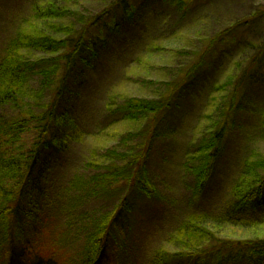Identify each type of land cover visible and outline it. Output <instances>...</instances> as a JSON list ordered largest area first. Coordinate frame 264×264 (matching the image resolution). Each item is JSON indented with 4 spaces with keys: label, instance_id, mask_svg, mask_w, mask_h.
<instances>
[{
    "label": "rangeland",
    "instance_id": "rangeland-1",
    "mask_svg": "<svg viewBox=\"0 0 264 264\" xmlns=\"http://www.w3.org/2000/svg\"><path fill=\"white\" fill-rule=\"evenodd\" d=\"M114 1H49L73 11L71 20L103 14L89 29L91 41L106 32V40L97 42L99 55L72 72L61 110L69 114L74 126L58 129L57 136L64 142L42 168L40 202L51 206L38 220L37 232L43 233L38 252L54 256L57 264H83L90 233L129 193L135 198L129 222L123 237L115 236L116 254L109 264H163V256L182 254L181 258L193 251L196 242L194 233L183 234L180 226L190 227L200 216L224 213L235 202L231 191L244 163L264 164V52L262 61L250 67L256 49L264 48V0H129L134 9L126 18L117 5L112 8ZM46 2L0 0V60L12 40L34 35L44 25L35 23L34 8L43 9ZM113 14L118 17L116 24ZM62 22L78 28L76 23ZM202 54L199 72L176 86ZM19 55L28 61L52 62L58 57L25 49ZM40 82L37 72L32 73L18 95L37 109L51 95V87L44 88ZM233 89L237 107L229 134L207 187L196 195L195 167L209 153L204 142L220 123ZM39 90L42 95L36 103ZM169 95L171 102L154 118L150 114L144 120L129 118L121 109L135 101H163ZM26 109L0 106V116L21 119ZM1 139V155H26L35 142V128ZM140 150L145 155L137 186L152 191L147 197L135 193L126 180L134 169L125 164ZM111 165L118 174L114 181L121 182L104 189L88 183L90 177L107 175ZM2 216L0 238L8 223ZM200 226L203 236L217 231V239H240L252 232L264 238V226L247 231L217 230L207 222ZM200 242L196 245L204 247V240Z\"/></svg>",
    "mask_w": 264,
    "mask_h": 264
},
{
    "label": "trees",
    "instance_id": "trees-1",
    "mask_svg": "<svg viewBox=\"0 0 264 264\" xmlns=\"http://www.w3.org/2000/svg\"><path fill=\"white\" fill-rule=\"evenodd\" d=\"M49 1L51 0H47L46 4L43 5V9L40 6L34 8L35 23L44 22L45 26L38 27V32H35L34 35L19 36L12 40L0 60V106H27L26 112H24L26 115L21 119L0 116V141H2L1 136L3 135L17 136L19 132L29 128H35L36 134L35 142L28 154L21 156L0 154V201H2L0 216L5 215L8 218V223L3 226L4 233L0 238V252L4 251V253H0L2 264H57L54 256L47 257L38 252L43 235V233L37 232L38 220L44 216H40V214L46 212L47 208L51 206L50 203L40 202V197L44 192L41 178L44 171L42 168L58 152L59 144L64 142L63 137L57 136L58 129L62 126H74L69 114L61 110L72 72L77 71L85 63L89 64L91 58L97 57L100 52L97 42L103 43L106 40V32L99 34L101 39L95 38L96 42L91 41L88 37L90 27L98 24L104 16L103 14L85 18L77 16L71 20L73 11L57 3L53 5ZM114 5L120 9L122 18L129 17L132 9H134V5L129 0H116L112 4V8ZM110 10L113 12L112 9ZM116 17L114 14L112 15V23L114 20L116 24L118 18ZM80 19L84 20L83 23L78 22ZM63 20L64 22L76 23L78 28L63 23ZM52 35L56 36L53 37ZM22 49L29 53L46 54L50 52V54L58 55V57L54 58L52 62L45 59L28 61L23 55H19ZM263 52V47L256 49V53L250 61V67L262 61L260 57ZM203 56V54L200 55L199 60L190 65L184 79L176 86L183 85L186 81L194 78L195 73L199 72L203 65ZM45 63L47 64L45 65ZM34 69L36 71H33ZM35 72L41 77V86L44 88L51 87V95L40 109H37L33 104L25 103V99L18 96L27 87L29 77ZM241 80L240 78L238 81L241 82ZM235 93L236 90L233 89L230 102L220 119V123L216 125L217 128L210 131L208 139L204 142L210 150L208 154H205L204 161L199 162L200 164L195 167L196 186L194 194L196 195H199L207 187V182L213 172L214 162L229 134L231 115L237 107L233 98L236 96ZM41 95L42 90H39L36 93V103L38 102L37 98ZM171 100L172 96L169 95L163 101L139 103L135 101V103L127 105L126 109L124 107L121 109L126 111V116L129 118L137 117L144 120L148 114L153 116L150 118L161 114ZM203 148L206 147L203 146ZM200 154L199 152V156ZM144 155L143 150L132 153V157L128 158L125 166L134 169L131 171L130 177L126 174L127 182L131 181L129 186L134 188L135 193L139 191L147 197L153 195L152 191L146 187L139 190L137 186L138 179L143 174ZM115 167V165L108 167L107 175L103 178L90 177L88 183L94 187L98 186L99 189H104L111 187L114 183L121 182L114 181L118 175L115 173ZM132 195L131 193L126 195L119 205L115 206V211L111 215L107 214L108 216L103 217L102 223L96 227L92 234L90 233V238H87L88 245L83 264L111 263L116 254L113 249L115 236L119 235L122 238L129 222L128 214L131 204L135 200ZM231 197L235 202L224 213L200 216L192 221L195 223V226L192 225L193 227L191 226L192 222H190V227L188 225L180 226L181 233H194L196 244L204 240V247L200 248L196 244H190L193 245V251L190 253H184L181 258L179 257L182 254L175 257L163 256L160 261L163 264L183 260L186 264H231L239 260L241 263L250 261L251 264H263L264 238H259L252 232L245 234L240 239H217V231H214L216 237L209 232L203 236V230L200 226V223L207 222L217 230L228 227L242 231L264 226L263 163L251 164L247 161L244 163L239 178L232 188ZM209 230L211 229L209 228ZM182 243L185 244L186 242Z\"/></svg>",
    "mask_w": 264,
    "mask_h": 264
}]
</instances>
